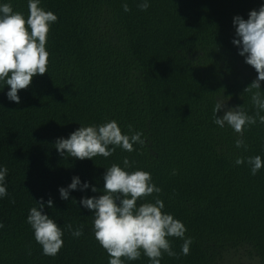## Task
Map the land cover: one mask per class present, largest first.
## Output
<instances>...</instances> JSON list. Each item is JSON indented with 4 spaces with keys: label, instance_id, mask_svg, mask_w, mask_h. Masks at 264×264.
I'll list each match as a JSON object with an SVG mask.
<instances>
[{
    "label": "trees",
    "instance_id": "obj_1",
    "mask_svg": "<svg viewBox=\"0 0 264 264\" xmlns=\"http://www.w3.org/2000/svg\"><path fill=\"white\" fill-rule=\"evenodd\" d=\"M143 2L41 0L58 17L47 37V73L18 92L19 104L0 82V168L8 169V195L0 198V264H109L94 236V214L79 202L104 194L106 169L113 163L123 168L125 157L132 162L126 171L151 174L162 190L163 211L182 222L193 241L184 255L183 240L170 238L179 258L165 254L161 264H223L228 257L235 264H264V167L253 176L247 164L249 157L264 160V124L245 126L247 148H237L240 134L216 125L213 111L217 103L256 111L244 89L258 74L232 43L233 19L247 20L264 0H148L142 11L137 5ZM6 3L29 15L28 0H0ZM112 120L122 134L142 132L145 143L93 160L56 151V141L81 126ZM237 158L245 163L236 165ZM73 177L89 188L62 200L59 189ZM41 198L43 214L64 232L55 256L43 254L27 223ZM68 224L73 230L83 225V235L73 237ZM125 264L151 262L142 254Z\"/></svg>",
    "mask_w": 264,
    "mask_h": 264
},
{
    "label": "clouds",
    "instance_id": "obj_2",
    "mask_svg": "<svg viewBox=\"0 0 264 264\" xmlns=\"http://www.w3.org/2000/svg\"><path fill=\"white\" fill-rule=\"evenodd\" d=\"M40 3L41 0H28L27 18L21 12H14L11 4L0 5V82L10 88L7 98L17 104L20 103L18 92L27 89L33 77L45 75L48 69L47 37L50 26L57 22L58 17L51 11H45ZM137 6L146 11L150 5L148 0H144ZM122 7L125 12L130 11L127 3ZM233 25L236 38L232 43L240 49L238 54L245 58V63L258 74L244 89V93H251L256 111L254 115H249L244 107L226 110V105L217 103L213 110L214 123L220 127L227 124L240 134L241 138L235 141V146L246 150L247 146L242 138L245 126L255 125L257 120L264 124V115H261L264 112V92H261V82L264 81V5L258 11H250L247 20L241 16L234 17ZM221 111L224 115L218 117L217 113ZM128 128L132 132V126L129 125ZM142 136V132L122 134L118 123L112 120L99 126H81L69 138L58 139L54 146L64 158L66 153L75 159L93 160L96 156H112L117 147L133 152V145L145 143ZM235 163L242 165L245 160L237 158ZM247 164L251 166V174L254 176L264 167V160L260 156L249 157ZM123 165L122 168L113 163L106 169L103 177L104 194L84 197L79 202L94 214V236L109 255V264H125V260L136 261L142 254L151 264H161L165 254L179 258L173 251L170 238L183 240L181 251L184 255L189 254L193 241L185 237L187 229L184 224L163 211L165 205L159 198L162 190L152 182L151 174L143 170L126 171L132 166L127 157L123 159ZM7 173L6 167L0 168V198L8 195L5 186ZM78 188L84 191L89 188V184H81L79 177H73L67 188L59 189L61 199L68 200L69 193ZM91 191L97 193L99 190L93 186ZM148 197H153V201H147ZM140 200L145 202L138 205ZM36 205L30 209L27 223L34 230L35 240L41 245L43 254L55 256L63 247L64 232L53 219L43 214L42 198ZM47 207H53L51 199L48 200ZM3 227L0 223V228ZM65 227L75 238L83 235V225L75 230L71 224Z\"/></svg>",
    "mask_w": 264,
    "mask_h": 264
},
{
    "label": "rangeland",
    "instance_id": "obj_3",
    "mask_svg": "<svg viewBox=\"0 0 264 264\" xmlns=\"http://www.w3.org/2000/svg\"><path fill=\"white\" fill-rule=\"evenodd\" d=\"M225 264H235V261H234L231 257H228V258L226 259Z\"/></svg>",
    "mask_w": 264,
    "mask_h": 264
}]
</instances>
